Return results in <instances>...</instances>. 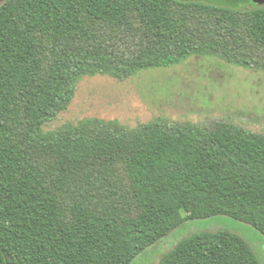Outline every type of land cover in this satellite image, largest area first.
Returning a JSON list of instances; mask_svg holds the SVG:
<instances>
[{
	"label": "trees",
	"instance_id": "trees-1",
	"mask_svg": "<svg viewBox=\"0 0 264 264\" xmlns=\"http://www.w3.org/2000/svg\"><path fill=\"white\" fill-rule=\"evenodd\" d=\"M218 57L264 72V6L202 0H8L0 6V264H132L186 222L264 234V133L226 120L45 127L79 82ZM156 264H262L229 230Z\"/></svg>",
	"mask_w": 264,
	"mask_h": 264
},
{
	"label": "rangeland",
	"instance_id": "rangeland-1",
	"mask_svg": "<svg viewBox=\"0 0 264 264\" xmlns=\"http://www.w3.org/2000/svg\"><path fill=\"white\" fill-rule=\"evenodd\" d=\"M202 1L239 9L264 6L256 0ZM87 117L116 118L131 128L159 118L207 124L222 119L264 133V72L218 57L192 56L176 66L149 69L125 80L103 75L85 77L77 85L69 109L45 130L76 124ZM217 230L243 236L264 264V234L249 223L225 215L186 222L132 264H156L183 238Z\"/></svg>",
	"mask_w": 264,
	"mask_h": 264
},
{
	"label": "water",
	"instance_id": "water-1",
	"mask_svg": "<svg viewBox=\"0 0 264 264\" xmlns=\"http://www.w3.org/2000/svg\"><path fill=\"white\" fill-rule=\"evenodd\" d=\"M8 0H0V6H2L5 2H7ZM259 4H264V0H256Z\"/></svg>",
	"mask_w": 264,
	"mask_h": 264
}]
</instances>
